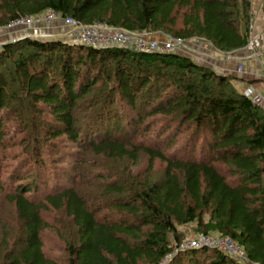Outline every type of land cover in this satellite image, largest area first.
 <instances>
[{
    "label": "trees",
    "instance_id": "trees-1",
    "mask_svg": "<svg viewBox=\"0 0 264 264\" xmlns=\"http://www.w3.org/2000/svg\"><path fill=\"white\" fill-rule=\"evenodd\" d=\"M251 5L252 0H0V26L52 8L85 24L103 21L128 32L203 37L229 53L246 47ZM100 81L107 90L91 112L78 116L80 101ZM12 83L19 88L11 90ZM117 93L125 101L123 113L134 117L131 128L120 124L121 115L111 118ZM20 98L34 111L40 103L49 109L54 124L46 138L65 135L96 155L133 162L142 151L151 166L159 159L166 167L162 182L142 187L140 209L117 206L132 215L117 221L100 218L73 186L38 194L39 178L11 185L6 199L15 204L23 235L20 252L6 264H54L42 241V212L50 209L64 210L79 232L78 244L68 245L70 264H161L167 257L164 264H244L214 248H182L175 235L188 223L201 233L238 241L246 264H264V110L233 76L182 54L23 37L0 47V154L6 140L3 114ZM158 115L176 122L177 133L183 127L189 131L174 153L166 154V139L154 146L118 136L134 137L144 118ZM4 187L0 181V190ZM107 190L120 191L114 185ZM142 233L144 240L132 244L129 238Z\"/></svg>",
    "mask_w": 264,
    "mask_h": 264
},
{
    "label": "rangeland",
    "instance_id": "rangeland-1",
    "mask_svg": "<svg viewBox=\"0 0 264 264\" xmlns=\"http://www.w3.org/2000/svg\"><path fill=\"white\" fill-rule=\"evenodd\" d=\"M217 53L219 56H229V53L222 50ZM200 60L199 58L196 62H201ZM234 78L236 83L239 79ZM11 85V90L19 88L18 83ZM105 90V83L100 81L98 86L80 101L76 114L83 117L91 112L98 102L97 96ZM115 97L117 100L112 106L111 118L113 121L120 119L121 125L131 128L134 117L131 115L129 118L123 113L125 101L118 93ZM28 103L26 98L13 99L11 110L3 114L6 140L0 154V181L5 186L0 190V264H6L9 256L17 255L21 250L22 222L16 213L15 204L6 199L8 193L13 191L11 185H17L21 180L28 183L34 178H39L38 182L43 185L37 188L38 194L54 191L58 187L73 186L87 199L100 218L117 221L121 218H132L127 209L120 210L117 206L127 203L130 207L140 209L139 193L142 187L150 182L160 183L164 180L166 163L155 159L151 166L148 156L142 151L138 160L133 162L127 157L116 159L96 155L87 145L82 148L69 142L65 135L46 138L45 132L54 124V117L45 104L40 103V111H34ZM118 115L121 117L117 119ZM167 120L159 115L150 116L144 118L137 126L134 137V133L130 132L127 136H118L121 135L128 142L132 140L134 143L154 146H159L162 140L166 139V143H170L166 150L168 155L188 141L189 131L183 127L177 133L176 122H170L169 117ZM110 185L118 187L120 191L109 193L107 188ZM39 199L41 200L40 196ZM42 215L46 222L42 234L44 251L52 263L70 264L68 245H77L79 241V232L73 220L64 210H44ZM142 228L144 233L149 229L146 226ZM144 233L136 238L130 237L129 240L132 244L141 243ZM200 234L195 223H188L178 226L175 236L183 245ZM169 238L171 243H174V235L170 234ZM165 261L163 259L161 264Z\"/></svg>",
    "mask_w": 264,
    "mask_h": 264
},
{
    "label": "built area",
    "instance_id": "built-area-1",
    "mask_svg": "<svg viewBox=\"0 0 264 264\" xmlns=\"http://www.w3.org/2000/svg\"><path fill=\"white\" fill-rule=\"evenodd\" d=\"M250 14L246 47L230 51L227 57L219 56L217 52L221 50L203 37L176 38L167 35L163 39L154 38L151 34L128 32L103 21L92 24L81 23L71 16H62L60 12L52 8L32 16H19L8 25H1L0 34L4 33L7 39L0 43V47L9 41H17L23 37H35L40 40L60 39L73 45L88 46L95 49L119 47L140 53L182 54L194 59L195 62L200 58V61H203L202 63L199 62L200 64L215 69L220 74L236 77L239 79L236 80V83L243 81V78L251 73L249 65L252 61L255 62L258 70L257 77L264 80L263 0L258 4L252 0ZM230 62L236 64L230 67ZM240 90L256 106L264 109V94L253 84H249L245 89ZM186 243L181 247H210L221 250L244 264L248 261L243 245L221 233L202 232L198 237Z\"/></svg>",
    "mask_w": 264,
    "mask_h": 264
},
{
    "label": "crops",
    "instance_id": "crops-1",
    "mask_svg": "<svg viewBox=\"0 0 264 264\" xmlns=\"http://www.w3.org/2000/svg\"><path fill=\"white\" fill-rule=\"evenodd\" d=\"M254 2H256V4L260 3L261 0H253ZM151 36H154L155 38H160L163 39L165 36L167 35H163L161 33H153L151 34ZM7 39L6 35L4 33L0 34V43H2V41H5ZM230 67L234 66V63L230 62ZM255 62L250 61V72L249 74H247L245 76V78H243V81H239L236 83V85L239 87V89H245L249 84H253L262 94H264V80H262L261 78L257 77V73L258 70L255 66Z\"/></svg>",
    "mask_w": 264,
    "mask_h": 264
},
{
    "label": "water",
    "instance_id": "water-1",
    "mask_svg": "<svg viewBox=\"0 0 264 264\" xmlns=\"http://www.w3.org/2000/svg\"><path fill=\"white\" fill-rule=\"evenodd\" d=\"M9 42H13V41H9Z\"/></svg>",
    "mask_w": 264,
    "mask_h": 264
}]
</instances>
